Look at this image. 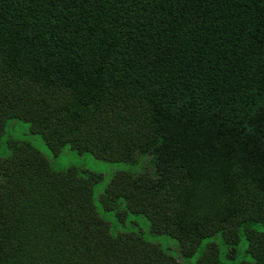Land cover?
I'll use <instances>...</instances> for the list:
<instances>
[{
    "label": "trees",
    "instance_id": "1",
    "mask_svg": "<svg viewBox=\"0 0 264 264\" xmlns=\"http://www.w3.org/2000/svg\"><path fill=\"white\" fill-rule=\"evenodd\" d=\"M13 121L0 264H264V0H0Z\"/></svg>",
    "mask_w": 264,
    "mask_h": 264
},
{
    "label": "rangeland",
    "instance_id": "2",
    "mask_svg": "<svg viewBox=\"0 0 264 264\" xmlns=\"http://www.w3.org/2000/svg\"><path fill=\"white\" fill-rule=\"evenodd\" d=\"M8 139L30 141L37 149H39L45 155L49 157L51 155L50 151L45 146L40 137H32L28 132V125L20 121L9 122L6 128L5 135L0 140V156H7L9 153L6 148V145L4 144ZM54 165L56 169H65L70 165H75L78 167L85 168L89 171L102 174L104 176V181L98 185V190L103 187L104 183L107 181L110 175H112L118 170L126 168V166L123 164H111L95 160L92 156L88 154L78 155L77 153L71 151L68 147L64 148L60 156L56 159ZM160 238L168 244H173V241L167 237Z\"/></svg>",
    "mask_w": 264,
    "mask_h": 264
}]
</instances>
